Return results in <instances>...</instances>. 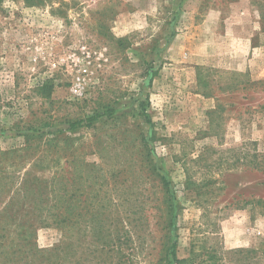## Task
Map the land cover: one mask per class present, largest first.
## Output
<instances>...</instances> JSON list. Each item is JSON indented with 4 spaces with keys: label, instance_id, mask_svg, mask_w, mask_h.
Segmentation results:
<instances>
[{
    "label": "rangeland",
    "instance_id": "obj_1",
    "mask_svg": "<svg viewBox=\"0 0 264 264\" xmlns=\"http://www.w3.org/2000/svg\"><path fill=\"white\" fill-rule=\"evenodd\" d=\"M261 198L264 0H0V264H264Z\"/></svg>",
    "mask_w": 264,
    "mask_h": 264
},
{
    "label": "trees",
    "instance_id": "obj_2",
    "mask_svg": "<svg viewBox=\"0 0 264 264\" xmlns=\"http://www.w3.org/2000/svg\"><path fill=\"white\" fill-rule=\"evenodd\" d=\"M97 118H98V114L90 116L88 118H83V119L78 120L76 122H73V123H71V125H73V126L91 125ZM258 203L264 207V198L259 199Z\"/></svg>",
    "mask_w": 264,
    "mask_h": 264
}]
</instances>
